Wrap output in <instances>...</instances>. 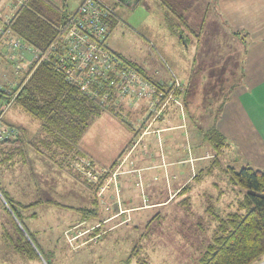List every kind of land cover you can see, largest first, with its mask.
<instances>
[{"label": "rangeland", "instance_id": "rangeland-1", "mask_svg": "<svg viewBox=\"0 0 264 264\" xmlns=\"http://www.w3.org/2000/svg\"><path fill=\"white\" fill-rule=\"evenodd\" d=\"M50 1L70 16L83 0ZM131 4L117 6L121 20L108 41L156 80L164 100L169 94L172 98L163 109L161 100L156 107L146 98L129 101L121 110L123 119L105 109L92 121L80 145L98 170L107 169L98 179L75 165L79 158L61 168L44 157L31 144L41 133V121L13 102L6 121L23 128L29 141L27 161H19L17 174L22 172L27 184L26 199L39 201L24 211L31 216L23 220L45 258L41 253L38 259L25 258L0 232V264H127L130 256L129 264H201L218 224L208 208L226 216L245 195L226 168L239 170L246 163L218 127L242 76L243 46L224 25L216 0ZM0 51V83L9 88V80L19 84L23 74L7 58L10 49L4 42ZM162 125L176 126L158 132ZM213 126L228 145L209 171L217 152L206 137ZM137 130L142 135L131 145ZM128 145V153L110 169ZM185 185L188 194L176 195ZM187 196L190 202L184 205ZM7 207L0 191V223L13 232L12 221L18 223ZM257 264H264V258Z\"/></svg>", "mask_w": 264, "mask_h": 264}, {"label": "trees", "instance_id": "trees-1", "mask_svg": "<svg viewBox=\"0 0 264 264\" xmlns=\"http://www.w3.org/2000/svg\"><path fill=\"white\" fill-rule=\"evenodd\" d=\"M116 2V5L123 3L127 6L130 3L127 0ZM110 5L115 8L114 5ZM115 10L116 14L112 15L110 19L107 46L124 63L134 66L153 82L156 81L147 75L142 66L129 60L124 54L111 47L108 41L109 37L120 21L118 10L116 8ZM71 15L65 14L50 0H24L10 20L3 24V27L5 32L11 31L15 36L20 37L24 42L45 54L50 45L56 41L59 28L69 21ZM181 17L184 19L183 16ZM3 21L4 17L0 15V24ZM234 33L238 34V32ZM0 55L4 56L1 51ZM21 73L23 76L15 90L17 94L14 102L22 110L41 121V133L31 141V144L44 157L61 168L67 167L70 159L91 158L80 145V141L92 121L100 116L105 109L123 119L121 113L106 108L96 99L81 91L77 85L70 83L63 72L49 61H37ZM7 95L6 97L9 98V94ZM164 97L159 102L160 105ZM20 130L21 135L18 138L0 144V162L15 164L20 160L27 161L26 147L29 141L25 130L23 128ZM141 135L142 130H137L135 140L132 141L131 145L135 144ZM206 137L217 148L215 160L209 169L211 171L218 161L217 155L223 151L228 143L225 136L215 126L211 127ZM40 145L44 146V149L40 148ZM130 147L128 145L122 150L110 165V169L113 170L119 165ZM91 160L97 164L95 159L91 158ZM226 172L230 174L231 181L236 186L246 190V193L238 201L237 209L229 212L226 216H221L214 209L208 208L218 224L212 242L207 245L200 262L201 264H257L264 258V169L245 165L236 170L235 167L228 166ZM0 191L6 200L7 209L9 208L22 223L34 243L29 240L25 231L15 223L19 233L17 238H11L13 249L28 259L40 258L39 252L45 258L21 216V209L32 208L39 201L24 204L3 191L1 187ZM188 192L189 186L185 185L176 195L188 194ZM182 201L184 205H188L190 199L187 196ZM51 203L53 202L51 201ZM80 210L87 211L86 209ZM130 259L131 256L127 259V264L130 263Z\"/></svg>", "mask_w": 264, "mask_h": 264}, {"label": "built area", "instance_id": "built-area-1", "mask_svg": "<svg viewBox=\"0 0 264 264\" xmlns=\"http://www.w3.org/2000/svg\"><path fill=\"white\" fill-rule=\"evenodd\" d=\"M8 2L11 11L2 15L4 21L0 24V43L4 42L9 47L7 58L13 62V68L17 73L29 69L37 61H49L63 72L70 83L77 85L85 94L119 114L126 102L146 98L151 107H156V102L164 97V90L159 91V86L155 82L134 66L124 63L107 46L110 19L116 14L115 8L108 1L84 0L69 21L61 25L56 41L50 45L45 54L11 31H4L3 24L10 20L24 0H8ZM27 54H31V58ZM9 83V88L0 83V144L21 135L20 128L6 121V114L14 102L17 94L15 90L19 85L11 80ZM7 94L9 98L6 97ZM169 96L172 98L171 94ZM166 100L160 105L162 109L168 103L165 102ZM161 108L155 109L156 114L152 120H156ZM75 165L96 179L108 172L104 167L98 170L97 164L91 159L82 157L77 159Z\"/></svg>", "mask_w": 264, "mask_h": 264}, {"label": "crops", "instance_id": "crops-1", "mask_svg": "<svg viewBox=\"0 0 264 264\" xmlns=\"http://www.w3.org/2000/svg\"><path fill=\"white\" fill-rule=\"evenodd\" d=\"M128 2L132 5L131 0ZM108 3L114 5L120 12L117 2ZM216 8L224 25L243 46L242 76L226 101L218 127L226 137L230 138L232 151L241 159V162L264 169V0H216ZM10 11L8 0H0L1 15ZM119 18L121 20V15ZM174 126L176 125H162L157 127V130L159 132ZM19 165V162L9 165L6 162H0V187L17 201L28 204L32 201L26 199L24 186L27 184L24 183L22 172L17 174ZM6 172H9V175L14 174V179L9 176L6 178ZM25 210L21 209L22 218L30 217L31 215L26 214ZM10 213L13 215L11 210ZM35 214H32L33 219L37 218ZM14 218L24 229L22 223L15 216ZM12 225L13 232H10L8 226L6 231L0 223V232L10 242L12 237L16 238L14 234L19 233L14 221ZM87 228L89 227L85 229ZM25 233L28 235L26 230ZM82 235L84 234L80 236Z\"/></svg>", "mask_w": 264, "mask_h": 264}, {"label": "water", "instance_id": "water-1", "mask_svg": "<svg viewBox=\"0 0 264 264\" xmlns=\"http://www.w3.org/2000/svg\"><path fill=\"white\" fill-rule=\"evenodd\" d=\"M24 230V229H23ZM25 231V230H24ZM27 237L29 238V236L27 235ZM29 240L33 243V241L29 238ZM34 244V243H33ZM39 254H40V252H39ZM41 256V255H40ZM43 258V257H42Z\"/></svg>", "mask_w": 264, "mask_h": 264}]
</instances>
